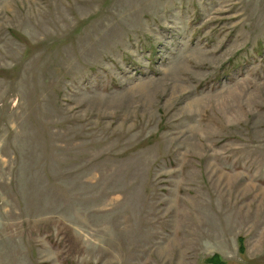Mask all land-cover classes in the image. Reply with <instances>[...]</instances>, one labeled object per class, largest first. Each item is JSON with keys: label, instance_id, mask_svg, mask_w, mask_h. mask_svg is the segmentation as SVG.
Listing matches in <instances>:
<instances>
[{"label": "rangeland", "instance_id": "obj_1", "mask_svg": "<svg viewBox=\"0 0 264 264\" xmlns=\"http://www.w3.org/2000/svg\"><path fill=\"white\" fill-rule=\"evenodd\" d=\"M0 264H264V0H0Z\"/></svg>", "mask_w": 264, "mask_h": 264}]
</instances>
